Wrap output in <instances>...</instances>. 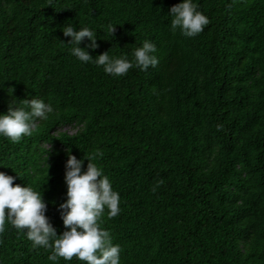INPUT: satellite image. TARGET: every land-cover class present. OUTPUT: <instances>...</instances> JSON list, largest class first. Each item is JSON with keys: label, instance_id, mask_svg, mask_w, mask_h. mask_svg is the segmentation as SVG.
Returning <instances> with one entry per match:
<instances>
[{"label": "trees", "instance_id": "16d2710c", "mask_svg": "<svg viewBox=\"0 0 264 264\" xmlns=\"http://www.w3.org/2000/svg\"><path fill=\"white\" fill-rule=\"evenodd\" d=\"M180 2L0 0V113L10 88L55 108L32 136L0 137V171L43 194L59 235L67 151L99 150L94 162L121 197L100 226L121 264H264V0H194L210 20L195 37L171 28ZM67 24L97 32L93 57L131 59L147 39L159 64L105 74L71 55ZM50 254L10 225L0 233V264H86Z\"/></svg>", "mask_w": 264, "mask_h": 264}, {"label": "clouds", "instance_id": "9594fccd", "mask_svg": "<svg viewBox=\"0 0 264 264\" xmlns=\"http://www.w3.org/2000/svg\"><path fill=\"white\" fill-rule=\"evenodd\" d=\"M168 15L172 18V30L175 32L179 29L185 37L197 36L210 23L209 18L198 10L194 0H181L171 6ZM116 26L112 23L104 26V32L111 39ZM62 31L65 37H70L66 44L71 46V55L82 63L102 66L105 74L113 77L126 75L132 68L146 72L159 64L157 47L150 40L145 39L141 46L136 47L131 59L127 54L110 55V50L93 57L89 50L94 51L99 47L95 30L88 26L77 28L67 24ZM85 38L89 42L81 47ZM14 91V88L8 89L12 99L7 113H0V137L18 143L22 138L32 136L37 123L47 120L55 108L51 102L46 103L39 96L16 98ZM102 156L103 153L98 150L78 159L68 149L64 176L66 199L58 205L65 230L59 235L46 215L48 205L43 194L29 185L14 186L19 175L0 171V233L10 225L24 233L33 248L51 250L48 260L52 262H58L61 258L71 261L75 257L86 264H121V246L114 244L110 231L100 226L106 210L109 218L116 217L121 211L120 193L113 189L109 176L94 162ZM85 160L88 161L86 169Z\"/></svg>", "mask_w": 264, "mask_h": 264}, {"label": "rangeland", "instance_id": "374dc122", "mask_svg": "<svg viewBox=\"0 0 264 264\" xmlns=\"http://www.w3.org/2000/svg\"><path fill=\"white\" fill-rule=\"evenodd\" d=\"M78 128L75 126H66L63 131L69 132L71 134L77 133Z\"/></svg>", "mask_w": 264, "mask_h": 264}]
</instances>
